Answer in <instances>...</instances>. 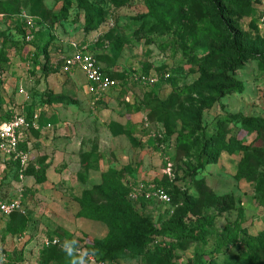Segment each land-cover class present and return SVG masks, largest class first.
I'll return each mask as SVG.
<instances>
[{"label": "rangeland", "instance_id": "obj_1", "mask_svg": "<svg viewBox=\"0 0 264 264\" xmlns=\"http://www.w3.org/2000/svg\"><path fill=\"white\" fill-rule=\"evenodd\" d=\"M75 51L119 83L92 108L83 74L60 70ZM28 113L37 115L28 164L43 178L20 179L0 158V197L21 190L13 217L25 221L20 235L0 232L1 264H97L99 247L111 254L124 236L77 216L84 194L121 206L116 188L155 180L172 202L130 207L167 235L113 254V264H264V0H0V122ZM185 206L184 224L214 217L205 244L185 225L179 240L164 225ZM236 219L242 242L221 245ZM141 227L132 220L126 236Z\"/></svg>", "mask_w": 264, "mask_h": 264}, {"label": "trees", "instance_id": "obj_2", "mask_svg": "<svg viewBox=\"0 0 264 264\" xmlns=\"http://www.w3.org/2000/svg\"><path fill=\"white\" fill-rule=\"evenodd\" d=\"M81 1V0H80ZM230 3H235V0H227ZM93 11V10H92ZM25 18V28L27 30H29V33H25L22 32V37L24 42L25 41V36L26 35H30L31 36V40L26 42V43H32L33 42V38H34V34L35 33H31V31H33L34 29V21L31 17H24ZM27 18H31L33 21V27L29 28L26 25V20ZM89 53V52H88ZM238 53H240V50H238ZM91 54V53H89ZM39 51L38 49L33 50L32 52H30L29 54V61H28V65H30V67L34 64L37 63L38 61H40L39 59ZM96 62L98 63L100 70L107 74L110 78H112L113 80L116 81L115 78L112 77V75L109 73V71L107 70L106 67H102L100 65L99 60L96 58V56H94L93 54H91ZM70 56V55H69ZM42 59V58H41ZM75 72V71H74ZM73 73V72H71ZM117 82V87L118 88V81ZM116 88H114L113 90H115ZM27 116H31L32 113H28V114H24ZM245 125L247 127H249L250 125L254 124H260L262 122H260V120H246L244 121ZM250 123V125L248 124ZM220 128V127H219ZM31 131V130H30ZM29 131V132H30ZM26 142H27V137L24 138V140H22L20 142V148L22 150L28 151L27 147H26ZM4 163L6 164V166H8L11 170V172H15L17 173L18 177H19V169L20 166L18 163H16L15 161H13L12 159H7L4 161ZM23 175L24 176H33L37 182H40L41 179L43 178V171L41 170H37V171H33L30 168V164H28V166L25 168V170L23 171ZM154 188H158L161 187L163 188L166 192L167 190L164 188V186L161 184L160 181L155 180L154 184H151ZM134 187V185H125L123 190L121 188H116L115 191L118 192L119 194H121V198H119V202L122 203V205H118V204H106V205H101V204H93L90 200V198L88 197V194L85 193L83 198L81 199V208L79 210V212L77 213L78 217H83V218H87V219H91V220H97V221H103L107 224V226L109 227L111 233H115L117 235H123L124 236V244L122 246H120L117 250H113L111 251L112 253L109 254L106 247L100 248L99 250H101L103 254V258H98L95 257V263L98 262H103L105 264H113L112 261L114 259L113 254H119L120 251H122L125 248H130V249H142V246L146 243V241L152 237L153 235H157V234H162V235H167V232L165 230H162L161 228H155L153 225L148 224V222H146L145 220H143L142 218H139L135 212L132 211V208L130 207V205H138V206H142L143 204H147V203H151L153 201H143V200H139V201H132L129 198V193L131 192L132 188ZM169 194V192H167ZM17 196V193L15 192V194H13L10 198H4L2 199V197H0V201H9L11 199H13L14 197ZM170 196V194H169ZM128 197V199H127ZM126 198V200H125ZM259 203L264 207V196L261 197L259 200ZM172 202V200H171ZM189 211V206H185L182 209V213L183 214H179L177 213L175 220H167L166 222H164V225H167V229H169L171 231V235H173L176 239H181L183 237H185L184 235V225L189 227V234H187V237H190V239H193L194 241L201 243V244H205L206 243V238L213 235L214 234V230H213V225H214V217L208 214H204V215H195L193 218L188 219V223L184 224V215L186 213H188ZM16 212H20V211H15L13 212L10 216L8 217H2L0 216V232L2 233L3 236L7 237V236H15V235H20L24 232L25 228H24V224L25 221L23 219H21L19 216H15L13 217L14 214H16ZM174 215V210H172V213H169V218H172ZM138 221L140 223V225L142 226L141 229L139 231H137L135 234H133L132 236H126L129 225L131 223V221ZM222 242L221 245H232V246H236L238 244H240L242 242V239L244 238L246 232L244 230V228L242 227V223L240 221V219H236L233 223H229L227 224L223 229H222ZM218 246H220L219 244H217ZM99 250H98V254H99ZM175 250V246L172 245L170 250H167V254H168V261L171 260L172 258V251ZM90 255V254H88ZM86 261L88 260L87 257L85 259ZM89 261V260H88ZM111 261V262H109ZM247 264H256V262L254 260H250L246 262ZM196 264H216L214 257L210 256L207 260L205 261H199L196 262Z\"/></svg>", "mask_w": 264, "mask_h": 264}, {"label": "built area", "instance_id": "obj_3", "mask_svg": "<svg viewBox=\"0 0 264 264\" xmlns=\"http://www.w3.org/2000/svg\"><path fill=\"white\" fill-rule=\"evenodd\" d=\"M26 25L29 28L33 27L31 18H27ZM31 40L30 35L25 36V41ZM64 73L80 71L84 77L83 88L88 96L91 108L97 106L105 100V97L114 88L117 87V82L110 78L107 74L100 70L95 58L88 52L75 51L70 56L64 57L61 64V69ZM37 128V115L31 116L14 114L6 120L0 122V158L12 159L19 164V178H23V171L28 166L30 159L29 151L20 148V142L27 137L30 130ZM4 160V161H5ZM17 196L9 201H0V216L8 217L15 211L21 210L22 193L18 190ZM129 198L132 201H158L161 204H169L170 196L161 187L154 188L150 185L134 186L129 193ZM172 210L170 211V214ZM89 260H93L91 256H87ZM5 255L0 248V264L4 263ZM97 264H105L98 262Z\"/></svg>", "mask_w": 264, "mask_h": 264}, {"label": "crops", "instance_id": "obj_4", "mask_svg": "<svg viewBox=\"0 0 264 264\" xmlns=\"http://www.w3.org/2000/svg\"><path fill=\"white\" fill-rule=\"evenodd\" d=\"M109 94H111V92H109ZM109 94H108V95H109ZM108 95H107V96H108Z\"/></svg>", "mask_w": 264, "mask_h": 264}]
</instances>
